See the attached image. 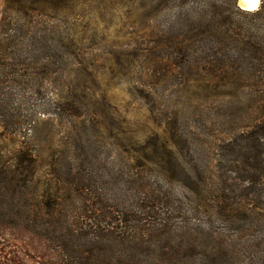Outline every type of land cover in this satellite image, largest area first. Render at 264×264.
Instances as JSON below:
<instances>
[{"label": "trees", "instance_id": "trees-1", "mask_svg": "<svg viewBox=\"0 0 264 264\" xmlns=\"http://www.w3.org/2000/svg\"><path fill=\"white\" fill-rule=\"evenodd\" d=\"M159 1L162 6L165 0ZM194 1L175 0L173 21L146 53L178 69L197 64L212 109L217 96L229 100L219 123L228 135L211 146L203 170H184L162 142L149 146L142 174L103 172L96 161L84 168L83 161L71 157L62 185L39 195L32 192L35 160L25 140L7 160L0 157L4 224L43 239L58 251L62 264H264V0L252 12L229 0L189 7ZM57 4L63 6L64 0H4L2 136L11 135L9 129L20 134L15 133L24 129L20 123L30 121L23 113L27 93L36 102L47 99L35 112L43 117L55 120L64 110L61 90H46L54 88L56 52L42 49L34 55L30 47L22 49L25 36H18L22 44L17 40L14 50L5 44L25 33L21 24L27 17L55 16ZM12 13L19 16L14 23ZM176 219L172 229L167 226ZM167 236L174 238L171 245ZM165 243L170 253L164 252Z\"/></svg>", "mask_w": 264, "mask_h": 264}, {"label": "rangeland", "instance_id": "rangeland-1", "mask_svg": "<svg viewBox=\"0 0 264 264\" xmlns=\"http://www.w3.org/2000/svg\"><path fill=\"white\" fill-rule=\"evenodd\" d=\"M231 1L233 5L235 0L228 4ZM220 2L196 0L189 7ZM3 4L0 0V19ZM176 7L175 0H165L162 6L159 0H64L63 6L57 4L55 16L27 17L20 23L25 33L5 42L14 50L25 39L20 42L22 49L30 47L34 55L42 49L56 52L54 88L46 90L59 89L66 100L54 120L35 113L47 99L36 102L27 93L30 100L23 113L30 121L20 123L24 129L15 132L20 134H12L11 129L7 130L11 135L0 134L1 161L27 142L25 147L35 160L33 193L41 195L49 187L61 186V174L71 157L83 161L84 168L96 161L103 172L142 174L149 146L162 142L184 170H203L211 146L228 135L219 123L229 100L217 96L212 109L197 64L178 69L146 53L162 41V31L173 21ZM228 8L233 10L231 5ZM10 17L12 23L19 20L13 13ZM173 188L181 190L177 183ZM3 220L0 216V264H62L58 251L43 239ZM178 223L172 220L167 226L172 229ZM165 240L171 245L174 238ZM168 244L165 253H170Z\"/></svg>", "mask_w": 264, "mask_h": 264}, {"label": "clouds", "instance_id": "clouds-1", "mask_svg": "<svg viewBox=\"0 0 264 264\" xmlns=\"http://www.w3.org/2000/svg\"><path fill=\"white\" fill-rule=\"evenodd\" d=\"M260 2L261 0H245L243 7H246L251 10H255L258 8Z\"/></svg>", "mask_w": 264, "mask_h": 264}, {"label": "water", "instance_id": "water-1", "mask_svg": "<svg viewBox=\"0 0 264 264\" xmlns=\"http://www.w3.org/2000/svg\"><path fill=\"white\" fill-rule=\"evenodd\" d=\"M235 4H236V6H237L239 9H241V10H243V11H254V10H251V9L243 8V7L240 5V0H235ZM255 10H256V9H255Z\"/></svg>", "mask_w": 264, "mask_h": 264}, {"label": "bare ground", "instance_id": "bare-ground-1", "mask_svg": "<svg viewBox=\"0 0 264 264\" xmlns=\"http://www.w3.org/2000/svg\"><path fill=\"white\" fill-rule=\"evenodd\" d=\"M244 3H245V0H240V5H241L242 7H243ZM243 8H246V7H243ZM246 9H248V8H246Z\"/></svg>", "mask_w": 264, "mask_h": 264}]
</instances>
